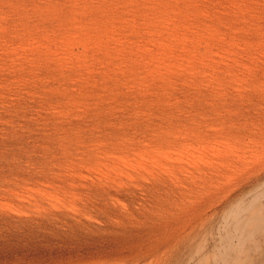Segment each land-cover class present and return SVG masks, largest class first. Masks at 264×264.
Instances as JSON below:
<instances>
[{"label":"rangeland","instance_id":"1","mask_svg":"<svg viewBox=\"0 0 264 264\" xmlns=\"http://www.w3.org/2000/svg\"><path fill=\"white\" fill-rule=\"evenodd\" d=\"M13 1L0 0V264H199L204 253L213 255L218 218L228 201L214 210L203 204L205 214L195 216L192 207L200 206L210 189L197 172L246 137L245 144L258 145L264 155V116L257 112L264 103L257 95L264 88V0H178L182 8L195 4L189 17L172 7L159 14L161 5L173 0H138L139 5L103 0L99 31L88 29L95 26L92 13H72L67 24L49 14V5L69 9L74 0ZM161 77L175 80L173 111L163 115L141 108L143 115L135 118L129 101ZM246 95L250 101L241 102ZM197 112L205 120L200 124ZM240 133L248 135L241 139ZM252 183L235 190L230 200L246 194ZM257 240L260 248L249 243L253 249L247 256L238 255L264 264L259 259L264 237ZM198 246L199 254L189 260Z\"/></svg>","mask_w":264,"mask_h":264},{"label":"bare ground","instance_id":"2","mask_svg":"<svg viewBox=\"0 0 264 264\" xmlns=\"http://www.w3.org/2000/svg\"><path fill=\"white\" fill-rule=\"evenodd\" d=\"M6 1V0H5ZM15 1V0H14ZM13 1V2H14ZM24 1V0H23ZM22 1V2H23ZM31 1H33V0H31ZM66 1H68V0H66ZM70 1H73V0H70ZM75 2L70 6V8L69 9H67V8H65V9H61L62 7L61 6H59V4H51V5H49V14L51 13L53 16H54V18L55 19H58V18H63L64 19V23H69V22H72L71 20V18H72V13L73 14H75V16H83V15H85V13L86 14H88V13H92L93 15V20H92V25L94 24L95 26H87L88 27V29H95L96 31H99L101 28H103V26L98 22V20L99 21H101L100 19H99V12H100V10H99V7H102V3H103V0H95V2H96V4L97 5H95V7L96 8H94V6H93V3H92V0H74ZM145 1V0H144ZM173 1H175V2H172V3H168V2H164L163 3V5H161L162 7L160 8V15H166L167 13H166V11H168L169 9L171 10V7L173 8L171 11L173 12V13H178L179 15H182V16H186V17H189V16H187V15H189V13L191 12L192 14H195V9H196V6H195V4H193V5H185L183 8L182 7H180L179 5H177V4H179L178 3V0H173ZM180 1H184V0H179V2ZM194 1H197V0H194ZM215 1V0H214ZM26 2V1H25ZM24 2V3H25ZM35 2V1H34ZM69 2V1H68ZM7 3V2H6ZM12 3V2H11ZM33 3V2H32ZM54 3H58V2H54ZM129 3H133V1H131V2H129ZM198 3V2H197ZM35 4V3H34ZM62 4V3H61ZM66 4V3H65ZM81 4V5H80ZM123 4H125V3H123ZM134 4H137V5H139L140 4V1H138V0H135L134 1ZM176 4V5H175ZM9 5V4H8ZM15 5V4H14ZM13 5V6H14ZM67 5V4H66ZM133 5V4H132ZM25 6V5H24ZM63 6V5H62ZM12 7V6H11ZM18 7V6H17ZM138 7V6H137ZM191 7V8H190ZM245 7V6H244ZM14 8H15V6H14ZM39 8V7H38ZM215 8H217V7H215ZM13 9V8H12ZM113 9V8H112ZM9 10V9H8ZM15 10V9H14ZM13 10V11H14ZM38 10V9H37ZM104 10V9H103ZM159 10V9H158ZM11 11V10H10ZM9 11V12H10ZM12 11V12H13ZM134 11V10H133ZM142 11V10H141ZM217 11V10H216ZM11 12V13H12ZM35 13H37V12H35ZM38 13H40L39 11H38ZM42 14H43V12H42ZM158 14V15H159ZM14 15H15V12H14ZM141 15V14H140ZM146 15V14H145ZM212 15V14H211ZM19 16V15H18ZM38 16V15H37ZM111 16V15H110ZM209 16V15H208ZM41 17V16H40ZM106 18V17H105ZM209 18V17H208ZM47 19V18H46ZM54 19V20H55ZM111 19V18H110ZM203 19V18H202ZM38 20V19H37ZM197 20V19H196ZM231 20V19H230ZM179 21V20H178ZM192 21V20H191ZM27 22V21H26ZM37 22H39V21H37ZM37 22H35L36 24H37ZM151 22V21H150ZM32 23V22H31ZM31 23H28V24H31ZM41 23H42V21H41ZM53 23V22H52ZM56 23H58V22H56ZM78 23V22H77ZM90 23V22H89ZM111 23V22H110ZM34 24V23H33ZM82 24V23H81ZM84 24V23H83ZM148 24V23H147ZM154 24V23H153ZM39 25V24H38ZM41 25V24H40ZM75 25V24H74ZM151 25V24H150ZM182 25V24H181ZM180 25V26H181ZM197 25V24H196ZM69 26V25H68ZM67 26V27H68ZM157 26V25H156ZM19 27V26H18ZM29 27V26H28ZM44 27V26H43ZM56 27H57V25H56ZM59 27V26H58ZM163 27V26H162ZM196 27V26H195ZM205 27V26H204ZM41 28V27H40ZM179 28V27H178ZM186 28V27H185ZM31 29V28H30ZM82 29H83V27H82ZM164 30V29H163ZM255 30V29H254ZM28 31H29V28H28ZM32 31V30H31ZM93 31V30H92ZM104 31V30H103ZM161 31H162V29H161ZM175 31V30H174ZM143 32V31H142ZM145 32V31H144ZM146 32H148V31H146ZM145 32V34H148V33H150V32H148V33H146ZM160 32V31H159ZM168 32H169V30H168ZM172 32V31H171ZM179 32V31H178ZM22 33V32H21ZM31 33V32H30ZM100 33V32H99ZM104 33H105V31H104ZM161 33V32H160ZM160 33H159V35H160ZM187 33V32H186ZM195 33V32H194ZM69 34V33H68ZM72 34V33H71ZM182 34V33H181ZM188 34V33H187ZM32 35H33V33H32ZM144 35V34H143ZM168 35V34H167ZM166 35V33H165V36H164V38L167 36ZM210 35V34H209ZM170 36V35H169ZM184 36V35H183ZM187 36V35H186ZM199 36H200V34H199ZM144 37H146V36H144ZM161 37H162V35H161ZM177 37V36H176ZM100 38V37H99ZM120 38V37H119ZM169 38V37H168ZM173 38H175V37H173ZM234 38V37H233ZM31 39V38H30ZM171 39V38H170ZM181 39V38H180ZM191 38H189V40H190ZM102 40V39H101ZM166 40H167V38H166ZM169 41V40H168ZM178 41V40H177ZM210 41V40H209ZM98 42V41H97ZM183 42V41H182ZM186 42V41H185ZM195 42V41H194ZM100 43V42H99ZM188 43H189V41H188ZM53 44V43H52ZM107 44V43H106ZM196 44H198V43H196ZM95 45V44H94ZM101 45H103L102 44V42H101ZM130 45V44H129ZM181 45V44H180ZM202 45V44H201ZM120 46V45H119ZM207 46V45H206ZM206 46H205V48H206ZM49 47H50V45H49ZM263 47V46H262ZM119 48H121V47H119ZM133 48V47H132ZM138 48V47H137ZM101 49V48H100ZM123 49V48H122ZM134 49H135V47H134ZM140 49V48H139ZM138 49V50H139ZM184 49V48H183ZM31 50V49H30ZM95 50H97V49H95ZM103 51H105L104 49H102ZM107 50V49H106ZM114 50H116V49H114ZM127 50V49H126ZM130 50V49H129ZM142 50V49H141ZM144 50V49H143ZM97 51H99V50H97ZM119 51H121V50H119ZM131 51V50H130ZM206 51V50H205ZM92 52H94V51H92ZM99 52H101V51H99ZM138 52V51H137ZM137 52H135V54H138ZM144 52V51H143ZM199 52V51H198ZM230 52V51H229ZM95 53V52H94ZM104 53V52H103ZM102 53V56L104 55ZM106 53H107V55H108V52H105V55H106ZM123 53H124V50H123ZM129 53V51L127 52V54ZM134 53V52H133ZM206 53V52H205ZM120 54H121V52H120ZM91 55H92V53H91ZM104 55V56H105ZM111 55V54H110ZM133 55V54H132ZM96 56V55H95ZM103 56V57H104ZM109 56V55H108ZM125 56H127V55H125ZM140 56H141V54H140ZM145 56V55H144ZM121 57V56H120ZM122 57H124L123 55H122ZM128 57H129V55H128ZM205 57V56H204ZM37 58V57H36ZM97 58H99V57H97ZM96 58V59H97ZM111 58H112V56H111ZM111 58H109V59H111ZM114 58H115V56H114ZM131 58V57H130ZM142 58V57H141ZM144 58V57H143ZM256 58H258V57H256ZM106 59V58H105ZM104 59V60H105ZM123 59V58H122ZM132 60V59H131ZM259 60V59H258ZM100 61V60H99ZM109 61V60H108ZM137 62V57H136V60H134V62ZM146 61V60H145ZM207 61V60H206ZM127 62V61H126ZM125 62V63H126ZM133 62V61H132ZM135 62V63H136ZM259 62V61H258ZM107 63V62H106ZM106 63H105V65H106ZM124 63V62H123ZM144 63V62H143ZM110 64V63H109ZM127 64V63H126ZM132 64V63H131ZM130 64V65H131ZM201 64V63H200ZM235 64V63H234ZM99 65H101V63L99 64ZM119 65V64H118ZM125 65V64H124ZM232 65H233V63H232ZM102 66V65H101ZM132 66V65H131ZM141 66V65H140ZM151 66V65H150ZM240 66V65H239ZM258 66H259V64H258ZM74 67V66H73ZM130 67V66H129ZM128 67V68H129ZM143 67V66H142ZM197 67V66H196ZM208 67V66H207ZM212 67V66H211ZM233 67V66H232ZM66 68V67H65ZM104 68H105V66H104ZM139 68V67H138ZM137 68V69H138ZM209 68V67H208ZM77 69H78V67H77ZM98 69V68H97ZM96 69V70H97ZM108 69V68H107ZM140 69H141V67H140ZM139 69V70H140ZM236 69V68H235ZM259 69V68H258ZM257 69V70H258ZM264 69V68H263ZM87 70H88V68H87ZM103 70V69H102ZM114 70V69H113ZM191 70V69H190ZM211 70V69H210ZM52 71H53V69H52ZM95 71V70H94ZM108 71V70H107ZM107 71H105L106 73H107ZM112 71V70H111ZM195 71V70H194ZM91 72V71H90ZM99 72H100V70H99ZM137 72V71H136ZM191 72H193V70H191ZM78 73V72H77ZM81 73H82V71H81ZM80 73V74H81ZM97 73H98V71H97ZM138 73V72H137ZM206 73V72H205ZM231 73V72H230ZM89 74V73H88ZM157 74V73H156ZM207 74V73H206ZM94 75V74H93ZM133 75V74H132ZM111 76V75H110ZM194 76V75H193ZM203 76V75H202ZM84 77V76H83ZM98 77V76H97ZM99 77H100V75H99ZM155 77H158V76H155ZM205 77V76H204ZM209 77H210V75H209ZM19 78V77H18ZM102 78V77H101ZM115 78V77H114ZM117 78H118V76H117ZM135 79V78H134ZM196 79H198V78H196ZM108 80V79H107ZM110 80V79H109ZM142 80V79H141ZM172 80V79H171ZM214 80V79H213ZM262 80V79H261ZM54 81V80H53ZM121 81V80H120ZM135 81H136V79H135ZM159 82L158 83H154L155 84V86H152L151 88H150V91H148V90H143V92L141 93V95L140 96H137V97H139V98H134V96H133V98L134 99H136L133 103H131L130 101H129V107H131V110H134V116H135V118H137V115L138 114H140L141 113V108H146V109H154V110H157V112L159 111L161 114H163V115H165V113L166 112H172L173 110V106L175 105V103H172L171 102V99H170V95H172L173 93H171L173 90H174V85H175V83L173 84V82L175 81H170L169 79H165V78H160L159 80H158ZM178 81V80H177ZM264 81V80H263ZM181 82V81H180ZM210 82V81H209ZM259 83V82H258ZM115 84V83H114ZM261 84V83H260ZM262 84H264L263 82H262ZM104 85V84H103ZM113 85V84H112ZM207 85V84H206ZM232 85V84H231ZM252 85V84H251ZM257 85H259V84H257ZM257 85H255L256 87H257ZM109 87V86H108ZM138 87V86H137ZM142 87V86H141ZM141 87H140V89H141ZM145 87H147V86H145ZM145 87H143V88H145ZM258 87H260V86H258ZM262 87V86H261ZM116 88V87H115ZM252 88H254V90H255V87L253 86ZM57 89V88H56ZM262 89V88H261ZM261 89H259V91H261V92H259V94L257 93V95H259L260 96V98H261V96H263V100H264V88L261 90ZM103 90H105V89H103ZM111 90H112V88H111ZM152 90V91H151ZM258 90V89H257ZM175 91V90H174ZM256 91V90H255ZM118 92V91H117ZM263 92V93H262ZM42 93V92H41ZM114 93V92H113ZM120 93H123V92H120ZM119 93V94H120ZM221 93V92H220ZM255 93V92H254ZM254 93H253V95H254ZM202 94V93H201ZM218 93H216V95H217ZM116 95V94H115ZM129 95V94H128ZM134 95V94H133ZM220 95V94H219ZM224 96H225V94H223ZM228 95V94H227ZM241 94L239 93V98H241V96H240ZM109 96V95H108ZM120 96H122V95H120ZM125 96V95H124ZM198 96V95H197ZM211 96V95H210ZM223 96V97H224ZM229 96V95H228ZM236 96V95H235ZM238 96V95H237ZM235 97V99L236 98H238V97ZM251 96H252V94H251ZM129 97V96H128ZM212 97H213V95H212ZM215 97V96H214ZM214 97L212 98L213 100H214ZM221 97V96H220ZM243 97V96H242ZM124 98V97H123ZM123 98H121L122 100H123ZM203 98H204V96H203ZM216 98H219V97H216ZM215 98V99H216ZM225 98V97H224ZM230 98V97H229ZM244 98V97H243ZM246 99V101H241V102H246L247 103V101H250V100H247L248 98H247V95H246V97H245ZM250 98H252V97H250L249 96V99ZM254 98V97H253ZM257 98H259L258 96H257ZM200 99V98H199ZM231 99V98H230ZM242 99V98H241ZM240 99V100H241ZM262 99V98H261ZM118 100V99H117ZM129 100H131L130 98H129ZM212 100V101H213ZM224 100V99H223ZM228 100V99H227ZM239 100V99H238ZM237 100V101H238ZM254 100V99H253ZM256 100H258V99H256ZM260 100V99H259ZM127 102L126 103H128V100H126ZM218 101H219V99H218ZM225 101H226V99H225ZM224 101V102H225ZM231 101H233V100H231ZM255 101V100H254ZM254 101H252L251 103L252 104H254L255 102ZM37 102V101H36ZM115 102H117V101H115ZM123 102H124V100H123ZM208 102H210V101H208ZM216 102V101H215ZM220 102V101H219ZM218 102V103H219ZM221 102H222V100H221ZM234 102V101H233ZM232 102V103H233ZM240 101H239V103H241ZM254 102V103H253ZM264 102V101H263ZM217 103V102H216ZM215 104V106L216 105H219V104ZM232 103H231V105H232ZM246 103H245V106H247V107H249L250 108V106H251V103L250 104H247L246 105ZM261 104H262V102H260ZM122 104V103H121ZM120 104V105H121ZM125 104V103H124ZM133 104H136V105H134V106H132ZM233 104H235V103H233ZM102 105V104H101ZM119 105V104H118ZM146 106V107H143V106ZM214 105V104H213ZM222 105H223V103H222ZM222 105H221V107H222ZM228 104L226 103V106H227ZM248 105H250V106H248ZM257 105H258V103H257ZM257 105H256V107H257ZM104 106V105H103ZM123 106V105H122ZM126 106V105H125ZM224 106V105H223ZM233 106V105H232ZM240 106H242V104H240ZM260 106L261 105H259V108H260ZM218 107V106H217ZM217 107H215V108H217ZM221 107L219 108V109H221ZM225 107V106H224ZM238 107H239V105H238ZM246 107V108H247ZM252 107V106H251ZM30 108V107H29ZM98 108V107H97ZM213 109V110H216V109ZM229 108H230V106H229ZM229 108H227L228 109V111L229 112H231V110L232 109H236V108H231L230 110H229ZM246 108H244V111H245V109ZM96 109V108H95ZM225 109V108H224ZM223 109V110H224ZM261 109V110H260ZM259 110L260 111H257L258 113H261V115L262 116H264V103H263V106H261V108H260ZM203 110V109H202ZM210 110H212V109H210ZM222 110V111H223ZM252 111L251 112H253V110L254 109H251ZM143 111V110H142ZM146 111V110H145ZM150 111V110H149ZM221 111V110H220ZM219 111V112H220ZM228 111H226L225 110V112L227 113ZM234 111V110H233ZM244 111H243V109H242V112L244 113ZM247 111V110H246ZM256 111V110H255ZM19 112V111H18ZM189 113H191V111H188ZM235 112V111H234ZM234 112H232V113H234ZM239 112H241L240 110H239ZM248 113H250L249 111H247ZM2 113V112H1ZM30 113V112H29ZM144 113V112H143ZM149 113V112H148ZM155 113V112H154ZM153 113V115L155 116V114ZM211 113H213V112H211ZM222 113H224V112H222ZM236 113H237V111H236ZM235 113V115H237ZM243 113H240L241 115H246L245 113L243 114ZM247 113V114H248ZM257 113V114H258ZM4 114V113H3ZM6 114V113H5ZM20 114H21V112H20ZM142 114V113H141ZM197 115H199L198 116V118L200 119V120H198L197 121V123L198 124H200V123H202L203 121H205L204 119H202V115H200V114H203V111L199 114V112H197L196 113ZM229 114V113H228ZM251 114V113H250ZM249 114V115H250ZM256 114V113H255ZM103 115V114H102ZM143 115V114H142ZM144 115H146V113H144ZM148 115V114H147ZM152 115V114H151ZM151 115H149V116H151ZM157 115V114H156ZM158 115H160V114H158ZM219 115H220V117L222 118L223 116V114L221 115V112L219 113ZM225 115V114H224ZM231 115V114H230ZM234 114H232V116H233ZM249 115H248V117H249ZM3 116V115H2ZM68 116V115H67ZM78 116V115H77ZM118 116V115H117ZM154 116H152V117H154ZM227 116V115H226ZM240 115H238V117H239ZM253 116V115H252ZM258 116H259V114H258ZM155 117H157V116H155ZM161 117V116H160ZM163 117V116H162ZM165 117V116H164ZM194 117H195V115H194ZM228 117L229 116H227V118H226V121H228L227 119H228ZM233 117H235V116H233ZM255 117H256V115H255ZM108 118V117H107ZM148 118V117H147ZM220 118V120L222 121V120H224L225 121V119H221ZM224 118V117H223ZM246 118H247V116H246ZM1 119H2V117H1ZM141 119V118H140ZM163 119V118H162ZM230 119H231V116H230ZM243 119H245L244 117H243ZM253 119V118H252ZM257 119V117L255 118V120ZM259 119V118H258ZM51 120V119H50ZM121 120V119H120ZM146 120H148V119H146ZM149 120H151V118H149ZM148 120V121H149ZM160 120V119H159ZM216 120V119H215ZM218 120V119H217ZM216 120V121H217ZM247 120V119H246ZM254 120V121H255ZM261 120V123L263 124V122H262V119H260ZM102 121V120H101ZM147 121V122H148ZM235 121H237L238 122V120H236L235 119ZM241 122L243 121V120H240ZM245 121V120H244ZM136 122V121H135ZM146 122V123H147ZM153 122V121H152ZM166 122V121H165ZM208 122V121H207ZM230 122V121H229ZM259 122V121H258ZM19 123H21V122H19ZM95 123V122H94ZM142 123V122H141ZM145 123V124H146ZM197 123H196V125H197ZM231 126H233L232 125V120H231ZM230 123L228 124L227 122H226V124H228V125H230ZM244 123V122H243ZM245 123H246V121H245ZM251 123V122H250ZM135 125H137L136 123H134ZM155 124V123H154ZM221 124H224V123H221ZM226 124H225V126H226ZM233 124H234V121H233ZM239 124H241L240 122H239ZM5 125V124H4ZM147 125V124H146ZM146 125H144V127H146ZM151 125H153V124H151ZM159 125V124H158ZM238 125V124H237ZM246 125V124H245ZM221 126V125H220ZM236 126V125H235ZM243 126L244 127V124L243 125H239V127H237V129L239 128H241V127ZM248 126H249V123H248ZM255 126H257V124L255 125ZM135 127V126H134ZM223 127H224V125H223ZM229 127V126H228ZM234 127V126H233ZM253 127V126H252ZM146 128H148V126L146 127ZM150 128V127H149ZM148 128V129H149ZM226 128V127H225ZM230 128V127H229ZM258 128V127H257ZM260 128V127H259ZM264 128V127H263ZM24 129V128H23ZM52 129V128H51ZM54 129V128H53ZM143 129V128H142ZM155 129V128H154ZM233 129V128H232ZM232 129H230V130H232ZM234 129H236V127L234 128ZM245 130H246V127L244 128ZM247 129H248V127H247ZM26 130V129H25ZM56 130V129H55ZM89 130H90V128H89ZM102 130V129H101ZM139 130V129H138ZM157 130V129H156ZM228 130V129H227ZM242 130V129H241ZM96 131V130H95ZM112 131V130H111ZM115 131V130H114ZM159 131H160V129H158L157 130V132L159 133ZM193 131V130H192ZM220 131V130H219ZM240 131V130H239ZM243 131V130H242ZM246 131H248V130H246ZM250 131H251V129H250ZM68 132V131H67ZM145 132H147V131H145ZM153 132V131H152ZM211 132V131H210ZM237 132V131H236ZM119 133V132H118ZM136 133H137V130H136ZM154 133V132H153ZM152 133V134H153ZM163 133V132H162ZM228 133L230 134L231 132H229V130H228ZM252 133V132H251ZM262 133V132H261ZM264 133V132H263ZM155 134V133H154ZM157 134V133H156ZM232 134V133H231ZM241 134V133H240ZM245 134V136L246 135H248V134H246V133H244ZM243 134V135H244ZM253 134V133H252ZM257 134V133H256ZM26 135V134H25ZM233 135V134H232ZM231 135V136H232ZM234 135H235V131H234ZM233 135V137H235ZM237 135H238V133H237ZM243 135L241 134V139H243L242 137H243ZM254 135V134H253ZM258 135V134H257ZM45 136V135H44ZM140 136V135H139ZM150 136H152L153 137V135H150ZM156 136H158V135H156ZM162 136V135H161ZM207 136V135H206ZM239 137H240V135H238ZM244 136V137H245ZM142 137V136H141ZM250 137V136H249ZM24 138H26V137H24ZM83 138V137H82ZM86 138H87V136H86ZM148 138H150L149 137V135H148ZM154 138H156L155 136H154ZM159 138H160V136H159ZM174 138V137H173ZM247 138V137H246ZM246 138H244L245 140V142H246ZM252 138H253V136H252ZM260 138V137H259ZM263 138V137H262ZM4 139V138H3ZM84 139V138H83ZM136 139H137V137H136ZM147 139V138H146ZM153 138H151V140H152ZM174 139H176V138H174ZM254 139V138H253ZM252 139V140H253ZM257 139V138H256ZM11 140V139H10ZM37 140H39V139H37ZM111 140V139H110ZM135 140V139H134ZM133 140V141H134ZM140 140H141V138H140ZM148 140H150V139H148ZM154 140V139H153ZM169 140H170V138H169ZM238 140V139H237ZM249 140V139H248ZM12 141V140H11ZM31 141V140H30ZM131 141H132V139H131ZM158 142H160L159 140H157ZM255 141V140H254ZM259 141V140H258ZM261 141V140H260ZM84 142V141H83ZM136 142V141H135ZM245 142H239V143H237V144H235V145H233V148H232V150H230L229 152V154L228 153H224L225 155H222L223 157H221L220 159H218V161H212L214 158H211V161H210V164L208 165V167H206V166H201L200 164L202 163V162H200L199 164H197V162L195 163V162H193L194 164V166H195V164H197V165H200L202 168H206V170L205 171H201V172H199L198 170H196V171H198L197 173L199 174L198 175V179L199 178H206V179H208V183H209V185H207V188L210 186V189H207V190H209L208 191V193H206V195H207V197L203 200V201H201V203L202 204H200V206L198 205L197 206V208H193L192 207V209L194 210V215L195 216H201L202 214H205V212L203 211V210H205V209H202L203 208V204L206 206L205 208H213V210H214V207H216V206H218L219 204H221V207H222V203H226L227 201V204H225V206L226 207H224V205H223V207H224V209H223V207H222V210L223 211H221L222 212V218H218L217 216V218H218V224H217V226H216V229H215V235H216V241L218 242V245L217 246H215V250L212 252V254L213 255H208L207 254V252L206 253H204L203 255H201L200 256V258H199V264H209V262H210V264H232V263H234V264H251V263H249V261L247 260V258L246 257H244V256H247V254H248V252L251 250V249H253L252 248V246H250L249 245V243H251V245H254V248L255 247H257V248H260V244H259V242H258V240H257V238L258 237H264V180L263 181H261V182H259V181H257V180H259L260 178H262L263 176V174H264V155L262 154V152H260V150H259V148H258V145H253V143L252 142H248V143H246L245 144ZM256 142V141H255ZM228 143V142H227ZM235 143V142H234ZM26 144V143H25ZM85 144H87V143H85ZM172 144V143H171ZM245 144V145H244ZM160 145V144H159ZM18 147V146H17ZM27 147V146H26ZM260 147H261V145H260ZM103 148V147H102ZM201 148V147H200ZM231 148V147H230ZM26 149V148H25ZM36 149V148H35ZM262 149V148H261ZM50 150V149H49ZM65 150V149H64ZM67 150V149H66ZM1 151V150H0ZM6 152V151H5ZM13 152V151H12ZM37 152V151H36ZM51 152V151H50ZM3 153V152H2ZM10 153V152H9ZM52 153V152H51ZM54 154V153H53ZM170 154V153H169ZM16 155V154H15ZM219 155H221V154H219ZM218 155V156H219ZM7 156V155H6ZM34 157V156H33ZM192 157V156H191ZM187 158V157H186ZM189 158V157H188ZM30 159V158H29ZM41 159V158H40ZM43 159V158H42ZM98 159V158H97ZM182 160H183V158H181ZM111 160V159H110ZM187 160V159H186ZM191 159H189V161H190ZM205 160V159H204ZM204 160H203V162H204ZM188 161V162H189ZM109 162V161H108ZM170 162V161H169ZM186 162V161H185ZM191 162V161H190ZM39 163V162H38ZM55 163V162H54ZM89 163V162H88ZM88 163H86V165L88 164ZM208 163V162H207ZM9 164V163H8ZM82 164H83V162H82ZM176 164V163H175ZM174 164V165H175ZM178 164H180V163H178ZM182 164H183V162H182ZM16 165V164H15ZM21 165V164H20ZM174 165H171L172 166V168H173V166ZM177 165V164H176ZM175 165V166H176ZM192 165V166H193ZM160 166V165H159ZM170 166V165H169ZM177 166H179V165H177ZM181 166V165H180ZM185 166H186V168L187 169H189L190 167H188L187 166V163L185 164ZM185 166H182V167H184L185 168ZM191 166V167H192ZM200 166H199V169H200ZM36 167V166H35ZM41 167V166H40ZM111 167H113V166H111ZM167 167V166H166ZM195 167H197V166H195ZM71 168V167H70ZM114 168V167H113ZM168 168H170V167H168ZM167 168V169H168ZM172 168H171V170H172ZM181 168V167H180ZM180 168L179 167H176L175 169L178 171V170H180ZM193 168V167H192ZM68 169V168H67ZM119 169V168H118ZM166 169V170H167ZM175 169H174V171H175ZM40 170V169H39ZM87 170V169H86ZM164 170V169H163ZM163 170H162V172H163ZM166 170H164V171H166ZM193 170V169H192ZM42 171V170H41ZM186 171V170H185ZM189 171H191L190 169H189ZM195 171V172H196ZM16 172V171H15ZM14 172V173H15ZM28 172V171H27ZM37 172V171H36ZM46 172V171H45ZM188 172V171H187ZM129 173V172H128ZM154 173V172H153ZM165 173V172H164ZM169 173H173V171H171V172H169ZM169 173H167V176H168V174ZM180 175L183 177V175H182V173L184 174V172H183V170H182V168H181V171H180ZM186 173V172H185ZM124 174V173H123ZM174 174H176V173H174ZM174 174H172L173 176H174ZM179 174V173H178ZM6 175V174H5ZM109 175V174H108ZM131 175V174H130ZM166 175V174H165ZM197 175V174H196ZM25 176V175H24ZM37 176V175H36ZM171 176V175H170ZM179 176V175H178ZM177 176V174L175 175V178L176 177H178ZM187 176V174H185V177ZM262 176V177H261ZM74 177V176H73ZM91 177V176H90ZM121 177V176H120ZM131 177V176H130ZM181 177V178H182ZM20 178V177H19ZM53 178V177H52ZM132 178H134V177H132ZM169 178V177H168ZM180 178V177H179ZM179 178H177V179H179ZM184 178V177H183ZM188 178H189V176H188ZM149 179V178H148ZM170 179V181H171V183H172V181H173V179H171V178H169ZM186 179V178H185ZM219 179V180H218ZM175 180V179H174ZM192 180V179H191ZM261 180V179H260ZM82 181H84V180H82ZM109 181V180H108ZM110 181H111V179H110ZM131 181V180H130ZM253 181H255V184H254V186H253V188H249L250 190H248L247 188H244V189H247L248 190V192L245 194L244 192V194L243 195H240L239 197L238 196H236L237 197V199L236 200H230V197H231V195H233L232 193L235 191V190H237V189H239V190H241V188H243L244 186H247L248 184H250V182L252 183ZM257 181V182H256ZM62 182H64V181H62ZM164 182H165V180H164ZM178 182H179V180H178ZM177 182V183H178ZM192 182V181H191ZM195 182V180L193 179V183ZM212 182H214V183H212ZM35 183V182H34ZM163 183V182H162ZM170 183V182H169ZM187 183H189V182H187L186 181V184ZM58 184V183H57ZM93 184V183H92ZM100 184V183H99ZM167 184H168V182H167ZM174 183H172V185H173ZM182 184V183H181ZM184 184V183H183ZM253 184V183H252ZM85 185V184H84ZM112 185H114V184H112ZM171 185V184H170ZM176 185V184H175ZM195 185V184H194ZM42 186V185H41ZM75 186V185H74ZM91 186V185H90ZM187 186V185H186ZM199 186V185H198ZM251 186V187H252ZM143 187V186H142ZM179 187V186H178ZM188 187H190L189 185H188ZM46 188V187H45ZM105 188V187H104ZM139 188V187H138ZM180 188V187H179ZM202 188V187H201ZM61 189V188H60ZM85 189V188H84ZM97 189V188H96ZM173 190L175 189V188H172ZM177 189V188H176ZM196 189V188H195ZM195 189H194V191H195ZM211 189H213V190H211ZM191 190V189H190ZM238 190V191H239ZM27 191V190H26ZM62 191H64V190H62ZM184 191V190H183ZM191 191H193V190H191ZM243 191V190H242ZM178 192V191H177ZM190 192V191H189ZM236 192V191H235ZM185 193H186V191H185ZM188 193V192H187ZM204 193H205V191H204ZM221 194V195H220ZM57 195V194H56ZM202 195V194H201ZM59 196V195H58ZM101 196V195H100ZM189 196V195H188ZM61 198V197H60ZM184 199L186 198V197H183ZM30 200V199H29ZM195 200H197V199H195ZM230 201V202H229ZM19 202V201H18ZM37 202V201H36ZM190 202H191V199H190ZM55 203V202H54ZM192 203V202H191ZM190 203V204H191ZM198 204H199V202H197ZM25 205H26V203H24ZM55 205V204H54ZM8 206V205H7ZM56 206V205H55ZM193 206V205H192ZM21 207V206H20ZM190 207V206H189ZM219 208H220V206H218ZM25 209V208H24ZM188 209V208H187ZM17 210V209H16ZM208 210V209H207ZM221 210V209H220ZM191 211V210H190ZM209 211V210H208ZM207 211V212H208ZM8 212V211H7ZM192 212V211H191ZM211 212V211H210ZM212 212H214V214H215V211H212ZM217 212V211H216ZM28 213V212H27ZM70 213V212H69ZM8 214V213H7ZM6 214V215H7ZM190 214H192V213H190ZM209 215H210V213H208ZM207 214V216H209ZM20 215V214H19ZM219 215H221V214H219ZM30 216H32V215H30ZM88 216V215H87ZM193 216V215H192ZM195 216H194V218H195ZM189 217H191V216H189ZM202 217V216H201ZM204 217V216H203ZM212 217V216H211ZM205 218V217H204ZM204 218H202V219H204ZM189 218H187V220H188ZM38 225V224H37ZM248 243V245H246ZM261 243V242H260ZM251 249H250V248ZM202 249V247L201 246H198V248L195 250V252H193V253H190V256H189V260H191V259H193L197 254H199V252H200V250ZM238 253L239 254H244V258L242 257V258H240L239 257V255H238ZM250 255V254H249ZM249 255H248V258H250L249 257ZM260 260L261 259H264V257H261V258H259Z\"/></svg>","mask_w":264,"mask_h":264}]
</instances>
